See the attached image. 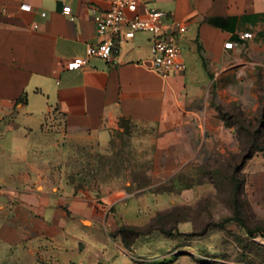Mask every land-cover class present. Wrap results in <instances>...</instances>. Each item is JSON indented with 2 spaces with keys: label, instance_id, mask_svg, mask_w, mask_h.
<instances>
[{
  "label": "crops",
  "instance_id": "1",
  "mask_svg": "<svg viewBox=\"0 0 264 264\" xmlns=\"http://www.w3.org/2000/svg\"><path fill=\"white\" fill-rule=\"evenodd\" d=\"M144 3L188 26L180 37L184 72L169 78L156 72L150 35L122 44L114 62L89 57L100 36L86 0H0V264L12 254L42 264H264V243L254 239L264 234V150L243 168L246 225L232 220L201 233L188 220L172 235L146 233L129 245L119 228L147 220L130 217L121 191L100 202L48 181L42 130L51 111L73 134L101 142L129 121L158 123L169 178L190 162L210 161L217 143L238 149L218 108L225 96L231 103L249 95L260 104L264 95V0ZM109 6L110 0L100 3ZM229 41L236 45L226 48ZM74 58L86 64L71 69ZM202 189L177 195L191 203L199 191L216 193L212 183ZM82 234L90 250L76 261L68 243ZM163 236L172 240L167 247L150 245Z\"/></svg>",
  "mask_w": 264,
  "mask_h": 264
},
{
  "label": "rangeland",
  "instance_id": "2",
  "mask_svg": "<svg viewBox=\"0 0 264 264\" xmlns=\"http://www.w3.org/2000/svg\"><path fill=\"white\" fill-rule=\"evenodd\" d=\"M239 97V101L231 100L232 102L228 103L230 97L225 96V105L218 108V113L225 122V135H237L238 149L231 148L230 144L228 146L225 143H217L210 161H193L181 170L188 174L192 183L204 180L215 185V194L209 190L199 191V196L194 202L185 203L177 193L157 192L162 186L169 187L170 180L175 177L169 178L163 172V153L158 141L163 135V129L158 123L129 121L114 129L107 142H101L73 134L55 111L49 112L42 130L45 148L42 152L48 156L49 164L48 181L55 190L57 187L68 188L74 195L86 199L94 198L100 202L106 200L108 195L121 191L125 196L124 201L131 204L130 217L140 221L147 220L139 226L146 233L175 232L179 230L178 227H185L186 219L194 225V231L201 232L209 223H221L232 214L229 194H221L217 187L220 178L217 175L204 174L202 168L206 166L209 170L232 172L233 167L228 164L234 166L240 161L238 157L241 154V146L238 136L242 135L243 140L252 138L250 136L255 135L259 121L264 116V95L259 96L260 104H257L252 96ZM254 121H257L254 123L256 125L249 126ZM202 185L195 184L193 188L203 190ZM118 211L117 207L113 209L115 215ZM83 235L79 236V239L72 238L68 243V252L76 261L90 250L83 248L80 251L81 243L85 245L88 240L87 236ZM166 238L163 236L160 241L158 238L154 239L156 241L150 239V245L167 247L172 240ZM225 257L228 260L233 259V256ZM2 264L42 262L40 259L31 262L12 254L3 257Z\"/></svg>",
  "mask_w": 264,
  "mask_h": 264
},
{
  "label": "built area",
  "instance_id": "3",
  "mask_svg": "<svg viewBox=\"0 0 264 264\" xmlns=\"http://www.w3.org/2000/svg\"><path fill=\"white\" fill-rule=\"evenodd\" d=\"M93 14L100 40L88 46V56L114 62L122 44L134 40L139 34L150 35L152 64L156 72L169 78L184 72L187 63L183 56L180 37L188 31V26L175 19L168 12L149 6L144 0H110L108 8L100 7L103 0H86ZM64 13L70 15V5H65ZM45 15V14H43ZM250 33L242 37H250ZM236 43L229 41L226 48ZM86 64L84 58H74L71 69ZM256 241L264 243V234L254 236ZM209 261L217 262L209 258Z\"/></svg>",
  "mask_w": 264,
  "mask_h": 264
},
{
  "label": "trees",
  "instance_id": "4",
  "mask_svg": "<svg viewBox=\"0 0 264 264\" xmlns=\"http://www.w3.org/2000/svg\"><path fill=\"white\" fill-rule=\"evenodd\" d=\"M222 115V114H221ZM257 121H254L253 124L250 123L249 126L256 125ZM248 132V131H247ZM250 133V132H249ZM255 135L250 136L252 138H245L242 135L238 136L239 143L241 146V154L238 158L240 161L236 165L228 164L229 167H233V171L229 172L228 170L222 171L221 169H208L206 166L203 167L204 174L217 175L220 178V183L217 184V187L220 189V193L229 194L230 204L232 208V215L227 217L221 223H209L201 233H204L207 228L214 226H222L225 223L235 220L242 225H246L249 222V203L248 200L244 197V184H245V175L243 173V168L245 163L250 159L256 152L264 150V116L259 121V124L254 132ZM243 151V154H242ZM235 158V156H234ZM188 166H186L187 168ZM188 174L186 172L180 171L175 177L170 180V186H162L157 192L158 193H177L185 189L193 188L195 184L202 185L206 183L204 180H199L196 183L190 182ZM186 219L185 221H188ZM176 229V228H175ZM174 229V230H175ZM119 233L123 237V241L126 245L132 244L136 238L140 235L145 234L141 227L139 226H121L119 228ZM150 233V232H149ZM163 234L172 235L173 232L162 231Z\"/></svg>",
  "mask_w": 264,
  "mask_h": 264
},
{
  "label": "water",
  "instance_id": "5",
  "mask_svg": "<svg viewBox=\"0 0 264 264\" xmlns=\"http://www.w3.org/2000/svg\"><path fill=\"white\" fill-rule=\"evenodd\" d=\"M84 247V245L81 243V249Z\"/></svg>",
  "mask_w": 264,
  "mask_h": 264
}]
</instances>
